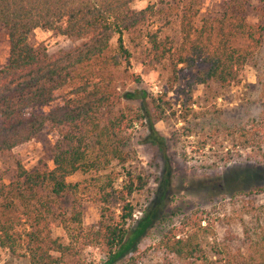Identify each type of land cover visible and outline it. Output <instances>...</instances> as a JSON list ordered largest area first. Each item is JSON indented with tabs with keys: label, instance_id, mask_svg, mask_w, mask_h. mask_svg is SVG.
<instances>
[{
	"label": "trees",
	"instance_id": "16d2710c",
	"mask_svg": "<svg viewBox=\"0 0 264 264\" xmlns=\"http://www.w3.org/2000/svg\"><path fill=\"white\" fill-rule=\"evenodd\" d=\"M133 1L0 0V27L8 36L7 62L0 66V154L42 133L55 135L47 148L51 168L27 169L16 161L9 173L0 172V247L13 257H25L29 264H63L66 256H77L84 248L99 250L108 262L117 259L125 244L136 249L138 238L153 224L149 225L148 214L135 226L129 224L136 210L130 199L149 181L138 165L133 139L136 143L149 139L164 159L168 143L181 142L184 162L189 145L190 152L201 157V169L225 166L244 151L264 165V66L256 69L257 115L222 124L214 121L213 113L209 118L201 111L239 80L261 49L264 0H224L220 10L201 16V0H159L140 10L131 7ZM253 1L256 20L248 22L245 11ZM172 23L177 34L161 36L159 28ZM36 28L83 41L49 54L42 44L29 43ZM127 43L143 49V65L165 63L172 73L174 83L160 93L135 91L142 100L147 98L142 108L118 105L117 74L130 67ZM179 71L188 77L184 83H177ZM196 85L202 87L197 99ZM62 88L67 91L58 106L45 114L29 111L54 101ZM169 93L182 96L177 109ZM169 118L184 125L168 139L154 124ZM75 173L84 178L69 181ZM161 181L164 191L167 179ZM261 192L264 187L240 193L247 198L242 214L248 219L240 221L250 259L218 240L215 221L200 210L161 236L157 246L168 264H264V203L256 204L250 197ZM169 200L163 196L159 201L157 222L165 219ZM88 202L98 208L92 225L83 224ZM54 224L65 233L67 243L53 236Z\"/></svg>",
	"mask_w": 264,
	"mask_h": 264
},
{
	"label": "rangeland",
	"instance_id": "374dc122",
	"mask_svg": "<svg viewBox=\"0 0 264 264\" xmlns=\"http://www.w3.org/2000/svg\"><path fill=\"white\" fill-rule=\"evenodd\" d=\"M224 0H201L200 16L215 12L221 9ZM159 0H134L131 7L140 10L150 4H157ZM255 1L247 7L245 18L248 22L256 20L253 5ZM160 24H156L155 29ZM160 29V35H173L177 33V25L170 24ZM29 43L36 46L42 44L47 53L54 54L70 50L80 44L82 39H74L60 35L55 31L36 28L29 34ZM115 40H113L114 42ZM131 52L130 67L126 73L122 69L118 71L120 75L118 90L120 93L119 106H144L137 92L146 90L148 94L155 95L166 90L172 82V73L165 63L152 64L145 66L141 62L142 48L134 47L128 44ZM8 58V36L4 28L0 27V66L7 62ZM264 66V42L257 53L255 59L249 62L242 70L237 82L221 92V96L207 108H201V111H207L208 117L213 113L214 121L222 124L238 123L249 117H254L260 111L257 103L258 92L255 91L256 69ZM183 71L177 72V83H184L188 78H183ZM138 75L139 79H137ZM174 80V79H173ZM67 88L57 90L54 101L44 105H34L29 111L33 113H47L52 108L61 103V99ZM194 98L197 99L202 94L201 85L193 88ZM173 108H178V102L182 96L169 93ZM200 102V101H199ZM210 106V107H209ZM199 109V108H198ZM179 113V112H178ZM184 123L178 120L175 123L174 118L158 121L154 124L155 129L165 138H170L175 128H179ZM142 135L145 131L141 132ZM55 135L42 133L38 138L32 139L26 143L14 147L7 154H0V172L9 173L19 161L25 168H51L52 162L48 158L47 148L54 141ZM132 140L133 147L137 153L138 165L143 167L146 175L149 177L147 186L140 193L134 194L130 201L135 206L134 221L131 227L141 217L148 214L151 218L146 234L140 236L136 243V249L131 251L130 244H125L124 248L118 253L117 259L106 262V256L94 248H84L79 251L77 256H66L63 264H168L164 256L163 249L157 246L161 236L167 229L173 225L178 226L183 217L192 212L203 210L209 219L215 221L214 233L218 240H224L235 250L239 248L245 259H250L252 255L246 250L243 243V233L240 217L247 221V216L242 214V204L247 198L240 195L251 189L264 187V165L259 164L243 152V156L237 160L228 163L225 166H218L214 169H201L199 157L196 153L190 152L189 145L186 152L187 162L182 158L181 142L174 145L168 143L166 159L162 156L158 148L152 145L148 139L145 143H136ZM187 140L193 141L194 138ZM183 142V145L186 146ZM169 167H166V161ZM166 178L167 188L162 190L165 183L158 182L161 178ZM84 176L81 173H75L68 177L69 181H79ZM163 196H170L166 208L163 210L162 221L157 222L158 215L162 211L158 203ZM256 204L264 203V192L250 195ZM154 215V216H153ZM154 217V218H153ZM159 218V217H158ZM98 220V208L91 203H85L84 206V225H92ZM157 222V223H156ZM53 236H59L64 243L67 238L62 229L54 224L52 228ZM225 238V239H224ZM130 241V240H129ZM133 258V259H129ZM116 260V262H115ZM0 264H29L25 257H13L7 250L0 247ZM172 264H179L172 262Z\"/></svg>",
	"mask_w": 264,
	"mask_h": 264
},
{
	"label": "clouds",
	"instance_id": "9594fccd",
	"mask_svg": "<svg viewBox=\"0 0 264 264\" xmlns=\"http://www.w3.org/2000/svg\"><path fill=\"white\" fill-rule=\"evenodd\" d=\"M145 5L147 4V0H144Z\"/></svg>",
	"mask_w": 264,
	"mask_h": 264
}]
</instances>
